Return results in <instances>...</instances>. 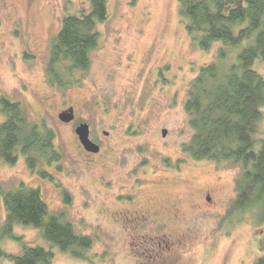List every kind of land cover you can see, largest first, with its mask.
Wrapping results in <instances>:
<instances>
[{
  "label": "rangeland",
  "instance_id": "374dc122",
  "mask_svg": "<svg viewBox=\"0 0 264 264\" xmlns=\"http://www.w3.org/2000/svg\"><path fill=\"white\" fill-rule=\"evenodd\" d=\"M178 4L108 0L91 67L64 89L47 78L50 47L63 18L88 10V0H0V99L20 103L29 121L54 128L63 155L59 170L47 169L52 182L31 172L22 154L14 166L0 161V222L6 218L3 193L26 184L40 190L51 212L65 213L78 233L94 239L87 260L55 248L53 264H148L143 244L163 235L186 239L175 249L177 264H253L261 254L264 225H254L252 215L233 223L226 218L239 167L183 152L193 135L184 109L189 84L222 44L200 49ZM252 68L264 78V60ZM70 108L76 121L65 124L59 115ZM5 120L0 109V122ZM77 123L89 125L99 154L85 152ZM258 139H264V121ZM174 208L181 220L172 219ZM138 210L171 216L160 226L134 229L123 214ZM14 234L22 241L1 245L11 256L21 255L24 245L51 248L35 227L17 226ZM0 264L15 263L3 257Z\"/></svg>",
  "mask_w": 264,
  "mask_h": 264
},
{
  "label": "trees",
  "instance_id": "16d2710c",
  "mask_svg": "<svg viewBox=\"0 0 264 264\" xmlns=\"http://www.w3.org/2000/svg\"><path fill=\"white\" fill-rule=\"evenodd\" d=\"M89 9L67 14L52 40L47 78L53 87L68 88L80 82L79 74L92 64V52L100 44L99 26L107 20L108 0H88ZM178 13L193 42L203 51L221 43L215 59L201 67L190 82L184 104L193 130L183 152L196 160L228 163L239 167L235 180L236 197L227 219L233 223L253 216L254 225H264V139H258L264 121V78L252 67L264 60V0H178ZM0 109V161L14 166L20 154L28 169L53 181L47 169L59 170L63 161L56 146L57 132L43 121H29L18 102L3 97ZM257 145L258 148H257ZM64 202L69 195L63 191ZM6 218L0 222V261L15 264H53V249L75 259L87 260L93 247L90 235L77 232L65 213L51 212L39 189L21 184L3 193ZM17 226L35 227L51 246H23L11 256L1 248L15 236ZM261 252L253 264H264V235L258 242Z\"/></svg>",
  "mask_w": 264,
  "mask_h": 264
},
{
  "label": "flooded vegetation",
  "instance_id": "af4514ba",
  "mask_svg": "<svg viewBox=\"0 0 264 264\" xmlns=\"http://www.w3.org/2000/svg\"><path fill=\"white\" fill-rule=\"evenodd\" d=\"M75 113V110H74ZM76 121V113H75V119H74V123ZM72 122V123H73ZM82 123H77L78 127L79 125H81ZM81 143V142H80ZM82 145V144H81ZM83 147V145H82ZM84 149V147H83ZM85 150V149H84ZM85 152L87 154L90 155H97L98 153H91L85 150ZM210 200V198H209ZM171 211H169V215L166 214L163 210H161L160 213H153V212H143V211H135L133 213H124L123 214V221L125 224H130L132 226V228L136 229L139 227H143V226H147L150 224H153L155 226H160L159 225V221L161 219H163V217L166 216H171L170 214ZM180 214H181V210L179 208H174V211L172 210V219L175 220H181L180 218ZM159 218V219H157ZM170 220V219H169ZM151 240V237L148 239ZM186 239H181L180 237H172V239H169L167 235H163L161 236V238L158 239V242L156 241H146L143 245H145V249L144 251L147 253H149V256L147 255V262L148 264H177V256L178 254H176V248H183V244L185 243ZM158 252H157V251ZM157 252L156 257L153 258V256H151V253H155ZM165 253L167 255H165ZM151 256V257H150ZM176 259V261H175Z\"/></svg>",
  "mask_w": 264,
  "mask_h": 264
},
{
  "label": "water",
  "instance_id": "95a60500",
  "mask_svg": "<svg viewBox=\"0 0 264 264\" xmlns=\"http://www.w3.org/2000/svg\"><path fill=\"white\" fill-rule=\"evenodd\" d=\"M75 119L74 109L70 108L59 115V120L65 124L72 123ZM167 130L163 131V135H167ZM76 134L84 149L91 153H98L100 146L90 139V127L87 123H82L76 128Z\"/></svg>",
  "mask_w": 264,
  "mask_h": 264
}]
</instances>
